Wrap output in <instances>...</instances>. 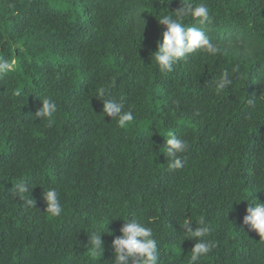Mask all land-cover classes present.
<instances>
[{"label":"trees","instance_id":"trees-1","mask_svg":"<svg viewBox=\"0 0 264 264\" xmlns=\"http://www.w3.org/2000/svg\"><path fill=\"white\" fill-rule=\"evenodd\" d=\"M185 2L0 0V60L13 64L0 73V264H111L131 219L152 229L157 264H188L197 241L182 226L201 217L213 246L198 264H264V239L242 224L246 202H264V0H191L211 20L184 24L218 51L161 72L157 20ZM100 89L123 98L127 126L103 116ZM44 98L50 122L34 116ZM171 133L188 145L181 168L169 167ZM49 188L58 217L44 211Z\"/></svg>","mask_w":264,"mask_h":264},{"label":"clouds","instance_id":"clouds-1","mask_svg":"<svg viewBox=\"0 0 264 264\" xmlns=\"http://www.w3.org/2000/svg\"><path fill=\"white\" fill-rule=\"evenodd\" d=\"M171 0H159V4L167 5ZM180 7L173 11L161 15L157 20L164 27L161 33V39L157 43L156 51L153 52L155 62L161 72H171L173 66L188 54L197 49L206 50L208 53L215 54L218 49L214 47L206 33L200 28L186 26L185 17H191L199 24L210 22V10L204 3L193 4L191 0L180 3ZM166 8V7H164ZM167 9V8H166ZM168 13H171L168 14ZM13 67V64L7 60H0V73H5ZM230 84L227 73L217 81L216 87L220 90ZM104 89L99 90L98 97L103 101L102 114L111 119H115L120 127H125L134 119L132 111H125L123 98L120 100L105 99ZM57 111V104L54 100L44 98L41 100V106L36 110L37 119L51 121V118ZM166 140L167 155L171 160L170 168L176 169L183 167V161L179 154L184 153L188 145L178 138L174 133L169 134ZM18 193L23 196L27 193V204L33 208L35 201L29 198L31 189L25 183L17 185ZM43 199L46 203V211L52 217H58L62 214L59 193L56 188H49L43 192ZM244 201V200H241ZM253 203L246 202L245 215L242 218V224L246 225L248 230L254 231L259 238L264 239V202L251 200ZM193 222L185 219L182 226L184 233L190 239L197 242L191 249V255L188 264H198L202 256H206L211 251L212 244L204 239L211 231L210 226L201 217L199 221L192 226ZM120 235L111 242L113 249V259L111 264H157L159 257V248L157 240L153 236L150 227L136 219L124 222L120 228ZM101 233L93 232L88 235V244L94 255L101 256L104 251V241Z\"/></svg>","mask_w":264,"mask_h":264}]
</instances>
